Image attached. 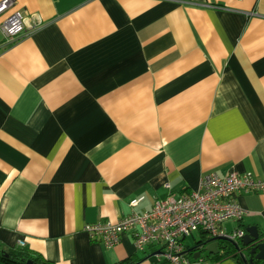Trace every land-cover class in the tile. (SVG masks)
I'll return each instance as SVG.
<instances>
[{
    "label": "crops",
    "instance_id": "1",
    "mask_svg": "<svg viewBox=\"0 0 264 264\" xmlns=\"http://www.w3.org/2000/svg\"><path fill=\"white\" fill-rule=\"evenodd\" d=\"M17 9L28 33L7 44ZM209 171L264 180V0H16L0 14V264L9 249L159 264V244L139 250L126 232L108 247L85 224L189 193ZM238 199L247 214L224 226L264 234V189ZM215 254L189 264H238Z\"/></svg>",
    "mask_w": 264,
    "mask_h": 264
},
{
    "label": "built area",
    "instance_id": "2",
    "mask_svg": "<svg viewBox=\"0 0 264 264\" xmlns=\"http://www.w3.org/2000/svg\"><path fill=\"white\" fill-rule=\"evenodd\" d=\"M16 0H0V14L11 8ZM28 15L17 9L1 23L5 41L12 44L26 32ZM29 25V24H28ZM38 26H33L35 29ZM264 189V180L251 171L245 173L229 172L220 175L216 171L206 172L197 189L180 195H170L157 199L151 209L133 210L117 221L100 220L86 223L85 231L91 239L101 241L108 247L118 244L124 233L132 232L136 247L145 249L148 245L159 244L158 261L168 264H189L190 251L186 238L206 230L208 236L227 238V241L242 244L247 231L243 227L227 230L224 223L229 220L241 221L247 209L238 199L244 191ZM144 197L134 198L133 207ZM23 243V242H22Z\"/></svg>",
    "mask_w": 264,
    "mask_h": 264
},
{
    "label": "trees",
    "instance_id": "3",
    "mask_svg": "<svg viewBox=\"0 0 264 264\" xmlns=\"http://www.w3.org/2000/svg\"><path fill=\"white\" fill-rule=\"evenodd\" d=\"M209 239L210 237L208 236L207 231L202 229L199 241L204 242ZM261 239L264 240V234L261 235ZM219 247L221 250L215 254L216 260H223L228 257H233L234 259H236L238 264H247L245 260L242 258L241 252L232 242L227 240H220ZM252 248H253L252 244L242 246V249L245 251L248 260L252 259L251 264H264V260L257 259L255 257L256 254L251 253ZM31 259L34 260L36 264H55L48 260L42 259V257L34 256L28 251L17 250V249H9L8 251L4 252L1 261L3 262V264H28V261ZM141 260L142 258H140L136 254L129 256L115 264H136ZM159 264H168V262L160 261Z\"/></svg>",
    "mask_w": 264,
    "mask_h": 264
},
{
    "label": "water",
    "instance_id": "4",
    "mask_svg": "<svg viewBox=\"0 0 264 264\" xmlns=\"http://www.w3.org/2000/svg\"><path fill=\"white\" fill-rule=\"evenodd\" d=\"M220 240H227V238L223 237H214L206 241H198L193 247L190 248V251H195V258L201 257L203 252H209V253H217L221 249L219 247ZM236 245L238 250L241 252L242 258L245 260L247 264L252 263V259L247 258V255L245 254V251L242 249L243 245H249L252 244L253 248L251 253L256 254V258L259 260H264V240L261 239V233L257 226H250L247 228V233L242 238V244L240 245L237 242H232ZM147 260H141L136 264H143V262ZM28 264H36L34 260H29ZM152 264H158V263H152Z\"/></svg>",
    "mask_w": 264,
    "mask_h": 264
}]
</instances>
